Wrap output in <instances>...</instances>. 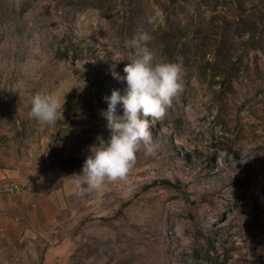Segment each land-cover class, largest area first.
Returning <instances> with one entry per match:
<instances>
[{"label":"rangeland","instance_id":"374dc122","mask_svg":"<svg viewBox=\"0 0 264 264\" xmlns=\"http://www.w3.org/2000/svg\"><path fill=\"white\" fill-rule=\"evenodd\" d=\"M138 28L183 89L155 151L79 195ZM0 264H264V0H0Z\"/></svg>","mask_w":264,"mask_h":264},{"label":"clouds","instance_id":"9594fccd","mask_svg":"<svg viewBox=\"0 0 264 264\" xmlns=\"http://www.w3.org/2000/svg\"><path fill=\"white\" fill-rule=\"evenodd\" d=\"M151 35L143 28L127 45L137 49V54L128 57L123 74L116 71V64L109 66L111 75L125 82L123 91L114 88L104 97L107 108L101 110L106 119L109 135H99L90 144L89 155L83 162L80 173L75 174V188L79 195L98 189L105 179H124L136 160V152L143 146L147 154L155 151L148 117L159 120L172 105L173 99L183 89L182 65L167 60L156 59L147 46ZM101 60L112 59L108 55ZM118 61V60H117ZM61 102L54 93L37 92L31 99L29 116L45 124H54L59 115ZM122 109V112L120 111ZM254 156L247 154L240 163H246Z\"/></svg>","mask_w":264,"mask_h":264}]
</instances>
